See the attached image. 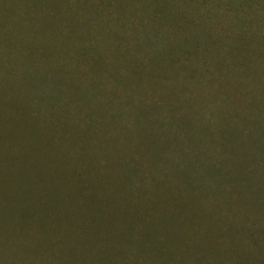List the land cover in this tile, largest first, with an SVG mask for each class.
<instances>
[{
  "label": "rangeland",
  "instance_id": "1",
  "mask_svg": "<svg viewBox=\"0 0 264 264\" xmlns=\"http://www.w3.org/2000/svg\"><path fill=\"white\" fill-rule=\"evenodd\" d=\"M0 264H264V0H0Z\"/></svg>",
  "mask_w": 264,
  "mask_h": 264
}]
</instances>
